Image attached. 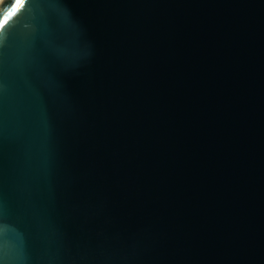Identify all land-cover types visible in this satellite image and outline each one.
Masks as SVG:
<instances>
[{"label": "water", "instance_id": "1", "mask_svg": "<svg viewBox=\"0 0 264 264\" xmlns=\"http://www.w3.org/2000/svg\"><path fill=\"white\" fill-rule=\"evenodd\" d=\"M0 41L5 260L264 264V0H26Z\"/></svg>", "mask_w": 264, "mask_h": 264}, {"label": "snow or ice", "instance_id": "2", "mask_svg": "<svg viewBox=\"0 0 264 264\" xmlns=\"http://www.w3.org/2000/svg\"><path fill=\"white\" fill-rule=\"evenodd\" d=\"M26 0H15L13 6L10 8L9 12L0 20V29L4 27V25L8 22V19L15 15L17 11H19L25 4ZM3 51H2V41H0V62L3 59ZM3 91V86L0 84V93ZM0 264H13V262H9L0 255Z\"/></svg>", "mask_w": 264, "mask_h": 264}, {"label": "bare ground", "instance_id": "3", "mask_svg": "<svg viewBox=\"0 0 264 264\" xmlns=\"http://www.w3.org/2000/svg\"><path fill=\"white\" fill-rule=\"evenodd\" d=\"M4 2V0H0V6H1V4Z\"/></svg>", "mask_w": 264, "mask_h": 264}]
</instances>
